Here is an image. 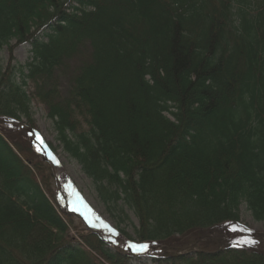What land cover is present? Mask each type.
<instances>
[{"label": "trees", "instance_id": "1", "mask_svg": "<svg viewBox=\"0 0 264 264\" xmlns=\"http://www.w3.org/2000/svg\"><path fill=\"white\" fill-rule=\"evenodd\" d=\"M13 40L33 60L21 82L0 63V117H26L36 83L107 208L138 218V241L196 242L154 264H264V239L232 229L242 204L264 221V0H0V51ZM26 156L0 138V264H129L94 234L69 239L34 175L44 161Z\"/></svg>", "mask_w": 264, "mask_h": 264}, {"label": "rangeland", "instance_id": "2", "mask_svg": "<svg viewBox=\"0 0 264 264\" xmlns=\"http://www.w3.org/2000/svg\"><path fill=\"white\" fill-rule=\"evenodd\" d=\"M31 55L32 47L30 44L20 45L15 41H11L10 45H6L0 51V63L5 71L8 70V72L14 76L17 82H21L22 77L19 68L32 60ZM77 60L81 59L77 58ZM73 68L74 63L72 62V66L70 67L57 69L56 77H58V88L61 95H64L68 89ZM37 88L36 83L32 81L27 82L26 92L31 97V109L28 115L26 117L23 116L21 119L22 122L35 130L38 137H27L23 133L16 131V126L8 125H0V134L5 137L9 136L8 139L10 142L19 144L23 148L21 153L20 149L15 146V150L23 159H27L26 155L36 153L35 151H37L38 148L35 145V140L38 139L45 145L46 142H48L53 151V153H51L48 150L49 157L55 160L57 167H52L46 161L42 162L36 166L34 175L43 186L47 198L52 201L56 209L69 225V239L84 241L86 236L93 235L92 232L88 231L86 225L80 218L67 213V210L69 211L71 206L66 203V198H73L75 195L73 202L74 206H77L82 212L90 216L92 221L99 220L96 222V227L102 229V227H104L103 225H105L104 228L116 232L122 239L130 238L137 240L136 229L140 226L138 218L132 211L126 210V213H122L119 208H117V211H110L107 208V205H105L99 193L96 191L92 179L83 173L81 166L69 155V153H67L62 142L59 141L58 132L55 129L52 119L48 116L49 112L47 106L38 96ZM169 117L172 118L170 114ZM83 128H87L86 123L83 124ZM42 158L45 160L44 154ZM66 215H69L71 219H66ZM240 221L244 233L263 234L260 238L264 239V221L255 220L246 204H242L240 207ZM239 227L240 225L234 228L236 230ZM226 232L227 230L225 233ZM144 261H148L150 264L147 258ZM139 263L138 261L135 264ZM142 263L143 262H141V264Z\"/></svg>", "mask_w": 264, "mask_h": 264}, {"label": "snow or ice", "instance_id": "3", "mask_svg": "<svg viewBox=\"0 0 264 264\" xmlns=\"http://www.w3.org/2000/svg\"><path fill=\"white\" fill-rule=\"evenodd\" d=\"M147 247V245H138L137 248L138 249H145Z\"/></svg>", "mask_w": 264, "mask_h": 264}]
</instances>
